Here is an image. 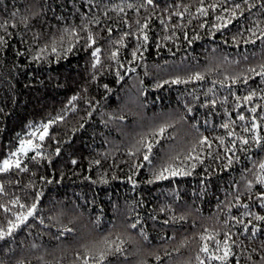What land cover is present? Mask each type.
<instances>
[{"label":"trees","instance_id":"16d2710c","mask_svg":"<svg viewBox=\"0 0 264 264\" xmlns=\"http://www.w3.org/2000/svg\"><path fill=\"white\" fill-rule=\"evenodd\" d=\"M262 33L264 0H0V228L36 205L0 264H264Z\"/></svg>","mask_w":264,"mask_h":264},{"label":"snow or ice","instance_id":"6c2138e0","mask_svg":"<svg viewBox=\"0 0 264 264\" xmlns=\"http://www.w3.org/2000/svg\"><path fill=\"white\" fill-rule=\"evenodd\" d=\"M152 2H153V0H147V3H148V4H152ZM212 7H213V9H215V8L217 7V5H212ZM235 8H236V9H239V8H240V5H239V4H236V5H235ZM197 11L200 12L202 15H207V12H206V10H205L203 7L197 9ZM223 11H225V12H229V9L224 8ZM231 14L234 16V15H235V11H232ZM180 15H182V14H180ZM217 20H222V21H223L224 18H223L222 16H218V17H217ZM228 23H231V20L224 21V23L221 24L220 27H224V26H226ZM201 27H203V25H201ZM214 27H215V26H214ZM144 28H147V24L144 25ZM262 35H264V33H262ZM143 38H144L145 41L148 39L147 35H144ZM165 38L167 39V37H165ZM88 40H89V41H93V37H92L91 34L88 36ZM93 42H94V41H93ZM70 50H71V49H69V51H70ZM53 51H55V48H53ZM99 51H100L99 49H96V50L93 51V53H92L93 57H96V58H97V63L99 62V60H98V56H97V54L99 53ZM136 54H137L136 51H133L132 55H133L134 58H135ZM116 55H117V53H116V52H113V53H112V58L114 59V58L116 57ZM93 67H95V64L93 65ZM259 74H264V73H258V75H259ZM193 79H197V80H198V79H202V77H201L199 74H197L196 76L193 77ZM173 82H174V83H178L179 81H173ZM233 82H235V81H233ZM254 95H255V93L253 92V93H251L250 95L243 97V99H244L245 101H250ZM73 99H75V97H73ZM238 99H239V97H238ZM213 103H215V101H213ZM239 106H240V105L238 104L237 107H239ZM250 111L253 112V113H255V112H256V108H251ZM62 118H63V117H57L56 120H59V119H62ZM238 119L242 121V120L245 119V117H244L243 114H240V115L238 116ZM55 122H56L55 120H52V121H49V123H46V124L43 125V131L39 133V137H38L40 141H43V140L45 139V137L48 135L49 124H51V123H55ZM222 127H224V128L227 129V128L229 127V124L225 123V124L222 125ZM256 128H257V124H256V123H252L251 129H249V128L246 127V128H244V131H245V132H249V131L254 132ZM164 132H165V128H164V127H161V128L159 129V133H160V134H163ZM31 135H32V136H36L37 133H36V132H33V133H31ZM228 135H229V136H233L234 133L231 132V131H229V132H228ZM219 139H220L221 144H223V143H224L223 138L221 137V138H219ZM237 139H238V141H239L240 144L245 145V146H247V145L250 143L249 138H245V137H243V136L237 137ZM251 140L255 141V143H257V144H261L262 142H264V138H262V137L259 136V135H254V136H252V137H251ZM199 143H200L201 145H205V144H207L209 147H211V142L208 141V138H207V137L202 138V139L199 141ZM236 143H237V140H233V141H231V144H232L233 147H235ZM39 147H40V146H39L38 144H34L33 141H32L31 139H24V140H21V141H20V147L17 149L16 152H12V153H11V156H12V157H16V156L18 155V153H22V154L27 155V153H28V151H29L30 149H39ZM147 148H148V151L150 152V151H151V148H152V145H151V144H148V145H147ZM231 150H232L231 148L226 149V151H231ZM244 150H246V148H245ZM57 151H59V149H57ZM40 155H41L40 151L37 150V151H36V156H40ZM36 156L32 157V159H35ZM189 158H190V157H189ZM196 158L199 159V157H196ZM144 159H145V160H148L149 157L146 155V156L144 157ZM73 163H76V161H73ZM229 163H232L231 158H229ZM13 167H15V168H17V169H20V170H23V169L21 168V162H20L19 159H16V160H14V161H13L12 159H4L2 162H0V172H6V171H9V170L12 169ZM193 167H195V165H193ZM259 168H260L261 170H264V162H261V163L259 164ZM164 171L169 172V174L172 175V176L188 174V173H184L183 171L170 170V169H167V168L164 169ZM156 179H167V177L163 175V172H161L159 175L156 176ZM257 179H258L259 183L264 184V176H259V177H257ZM37 196H39V193L37 194ZM13 203H16V202L13 201ZM21 207H24V205H21ZM35 208H36V205L33 204V205L28 209L27 215H21V216H18V217H17L18 223H13L12 221H9V222H8V228H7V231H6V232L4 231L3 228H0V239H2L5 235H11L12 232H13V230H14L15 228H18V227L20 226V224H22L24 221H26V220L28 219V217H30V216L33 215V212H34ZM256 219H257V220H264V216H257ZM131 227L135 228L136 225L133 224ZM245 227H247V226L245 225ZM69 231H70V229H69ZM209 239H211V238L209 237ZM217 244H219V242H217ZM109 247H111V245H109ZM218 250H219V249H218ZM120 251H121V249H120V247L117 245V246H116V252H120ZM201 251L207 253V252H208V247H207V245H205L203 248H201ZM230 255H231V249H230V247H229L228 239L226 238L225 241H224L223 255H217V256H215L214 258L217 259V260H221V261L226 262V261L228 260V257H229ZM100 259H101V260L105 259V255H104L103 253H102L101 256H100ZM201 264H203V262H201Z\"/></svg>","mask_w":264,"mask_h":264}]
</instances>
